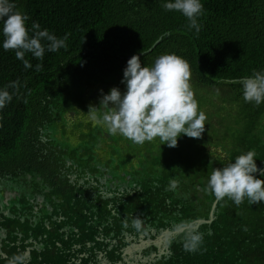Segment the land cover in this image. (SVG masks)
<instances>
[{
  "label": "flooded vegetation",
  "instance_id": "1",
  "mask_svg": "<svg viewBox=\"0 0 264 264\" xmlns=\"http://www.w3.org/2000/svg\"><path fill=\"white\" fill-rule=\"evenodd\" d=\"M111 88L100 84L78 101L53 100L36 114L39 123L26 131V142L0 157V264L17 255L22 264H264V232L255 236L247 200L232 202L237 228L249 223L247 247L234 244L231 261L217 252L221 238L214 227L222 226L226 203L206 184L213 168L230 162L228 154L210 147L214 154L182 165L178 154L190 151L181 150L189 137L169 148L158 139L138 145L110 134L88 109L98 108L101 90ZM257 168L264 169V160ZM171 178L179 181L174 191L168 190ZM132 217L143 219L147 235L130 226ZM198 220L204 222L190 226ZM193 233L202 234L203 243L189 253L182 242ZM234 233L236 243L242 241L243 234Z\"/></svg>",
  "mask_w": 264,
  "mask_h": 264
},
{
  "label": "trees",
  "instance_id": "2",
  "mask_svg": "<svg viewBox=\"0 0 264 264\" xmlns=\"http://www.w3.org/2000/svg\"><path fill=\"white\" fill-rule=\"evenodd\" d=\"M11 2L28 17V29L37 22L41 30L68 38L67 47L45 51L42 61L26 53L24 58L32 65L28 69L13 50L0 47V87L20 82L17 95L0 110V157L13 153L11 145L26 142V131L39 123L36 114L53 100L78 101L88 87L100 84L124 88L120 81L128 57L146 51L161 38L154 49L140 56L142 65L151 66L156 57L168 53L185 59L191 69L194 98L207 117L201 138H188L189 143H183L181 150L190 151L178 154L182 165L214 154L207 150L210 147L228 154L230 162L248 150H255L257 165L264 160V102L258 106L246 102L241 88L243 77L264 69V0H201L204 11L197 35L194 29L189 31L188 21L179 12L164 10V0ZM3 38L0 35V42ZM37 63L42 64L39 72L35 71ZM211 164L208 166L215 163ZM261 206L264 204L253 205L257 237L259 231L264 232ZM233 211L232 201L227 200L220 218L222 226L214 227L215 236L221 238L217 252L229 261L234 244L239 250L246 245L249 225L245 221L237 228ZM235 231L243 234L242 241L236 243Z\"/></svg>",
  "mask_w": 264,
  "mask_h": 264
},
{
  "label": "clouds",
  "instance_id": "3",
  "mask_svg": "<svg viewBox=\"0 0 264 264\" xmlns=\"http://www.w3.org/2000/svg\"><path fill=\"white\" fill-rule=\"evenodd\" d=\"M165 11L179 12L188 21L189 31L201 30L198 22L203 15L201 0H164ZM28 17L16 9L11 0H0V35L3 41L0 47L5 51L13 50L15 57L21 60L25 69L32 65L25 59L26 53L43 60L45 51L56 52L67 47V35L58 38L48 29H40L33 22L31 29L26 27ZM32 31V35H29ZM46 42V43H42ZM42 70V64L35 65V71ZM191 69L189 63L175 53L162 54L154 59L151 66L142 65L139 55H132L122 70L120 83L124 91L111 88L107 94L101 90L100 106H89L88 115L102 125L112 135H120L135 144L143 145L158 139L161 145L175 148L181 136L199 139L205 131L207 119L204 111L198 107L190 84ZM20 82H10L0 87V110H3L17 95ZM8 88H12L10 93ZM242 96L246 102L260 105L264 102V69L242 78ZM19 98V96H17ZM106 109L99 117L100 108ZM255 150H248L236 156L233 161L220 168H213L208 177L206 190L217 202L227 200L241 205L247 200L249 205L264 204V179L257 178L258 173L264 177V170L258 169ZM179 181L171 178L168 190L177 189ZM136 232L147 235L148 229L143 219H131L130 225ZM124 227H129L127 221ZM246 230V229H245ZM203 235L193 233L186 236L182 248L189 253L200 250ZM22 256H14L10 264H22Z\"/></svg>",
  "mask_w": 264,
  "mask_h": 264
},
{
  "label": "water",
  "instance_id": "4",
  "mask_svg": "<svg viewBox=\"0 0 264 264\" xmlns=\"http://www.w3.org/2000/svg\"><path fill=\"white\" fill-rule=\"evenodd\" d=\"M160 40H161V38H159L158 40H156L146 51L140 52V53H138L136 55L143 56L146 53H149L152 49H154L156 47V45L160 42ZM129 58H131V56H129L128 59ZM262 170H264V169H262ZM254 175L255 176L259 175V172L256 173V174H254ZM211 218L212 217L210 216V219ZM203 222H204V220H198V221H195L194 223L190 224V226L196 228L199 223H203Z\"/></svg>",
  "mask_w": 264,
  "mask_h": 264
},
{
  "label": "rangeland",
  "instance_id": "5",
  "mask_svg": "<svg viewBox=\"0 0 264 264\" xmlns=\"http://www.w3.org/2000/svg\"><path fill=\"white\" fill-rule=\"evenodd\" d=\"M125 90V89H124ZM121 92H123V91H121Z\"/></svg>",
  "mask_w": 264,
  "mask_h": 264
}]
</instances>
